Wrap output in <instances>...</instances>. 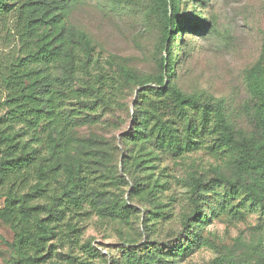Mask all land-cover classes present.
I'll list each match as a JSON object with an SVG mask.
<instances>
[{"label":"rangeland","instance_id":"1","mask_svg":"<svg viewBox=\"0 0 264 264\" xmlns=\"http://www.w3.org/2000/svg\"><path fill=\"white\" fill-rule=\"evenodd\" d=\"M50 9L64 14L57 30L51 26L47 30L60 31L57 39L63 40V53L56 63L39 68L41 82L59 90L54 81L59 79L74 90L87 92L89 98L65 104L63 115L75 122L65 142L55 141L60 144L50 147L47 124H42L35 136L23 134L20 142L29 141L38 149L46 159L42 164L62 162L64 169V163L79 159L90 190L102 194L99 209L120 203L128 211L117 217L85 204L80 214L71 218L67 214L65 221L72 228L62 227L74 242L51 240L53 257L42 264H135L138 255L160 264H264V213L250 202L238 204L244 201L243 196L235 198L232 205H221L228 191L217 186L204 192V214H212L197 230L200 239L193 252L185 257L177 254L179 247L187 244L184 220L192 212L188 182L193 177L212 179L220 174L232 178L235 152H212L213 123L204 138L205 148L184 156L162 152L156 146L150 133L155 118L148 123L145 139L137 141L140 111L148 108L142 97H153L145 91L151 85L128 83L120 71L125 68L144 76L161 73V58L168 56V50L158 51L161 22L152 2L52 1ZM180 14L185 28L197 30L184 29L172 35L174 84L186 94L205 93L222 100L236 137H253L254 109L247 76L263 51L264 0H180ZM11 28L0 31V60L5 65L23 53L20 37ZM83 35L89 46L83 45ZM111 87L115 90L109 94ZM8 95L0 74V118L10 110ZM19 130L20 126H15V131ZM38 136L40 143L32 140ZM54 136L60 139L57 133ZM51 178L54 188L53 174ZM28 179V187L38 180L35 174ZM56 179L68 185L66 177ZM10 189L11 183L0 184V209ZM32 201L51 203L39 198ZM233 205L239 207L240 214L230 211ZM14 239L13 230L0 220V264H11ZM69 255L76 260H70Z\"/></svg>","mask_w":264,"mask_h":264},{"label":"trees","instance_id":"2","mask_svg":"<svg viewBox=\"0 0 264 264\" xmlns=\"http://www.w3.org/2000/svg\"><path fill=\"white\" fill-rule=\"evenodd\" d=\"M52 1L66 3L72 0H0V31H11V27H14L20 37L23 52L7 65L0 60L2 84L9 92L6 104L10 108L0 118V184L11 183L12 186L4 195L5 206L0 209V220L9 225L15 234L11 244L14 250L11 264L45 263L53 257L52 249L55 246L49 244L51 240L59 238L62 241L67 238L74 242L62 226L71 229L70 222L65 221L67 214L69 218L72 214H80L85 204L101 211L108 210L109 215L117 217L128 211V207L120 203H115L109 209H99L102 194L90 190L87 182L89 177L83 175L87 172L79 159L64 163V169H61L62 162L42 164L46 159L42 158L41 152L33 148L29 141L24 144L20 142L23 134L31 132L35 136L40 126L47 124L50 130L46 139L50 147L60 144L65 140L69 128L75 124L63 115L65 104L74 99L89 98L87 92L74 90L59 79L54 81L60 89H50L51 84L41 82L39 77V68L56 63L63 53V40L57 39L60 31H47L49 26L57 30L64 17L63 13L55 14L51 11ZM146 1L152 2L153 12L161 22L158 51L167 49L168 56L161 58V73L158 76L137 75L125 68L120 71L121 77L128 83L151 85L145 91L152 93L153 97H142L148 108L140 111L136 128L139 134L137 141L145 139L148 123L151 118H155L156 123L150 133L155 137L156 146L162 152L184 156L205 148L204 138L209 135V124L213 123L212 152H235L231 161L232 178L220 174L212 179L193 177L188 182L192 212L184 220L187 244H182L177 253L185 257L193 252L200 239L197 230L206 225L212 214V211L204 214V208L207 207L204 192L216 186L224 187L228 195L225 194L221 205H232L235 198L243 196L244 201L238 204L250 202L264 213V44L259 60L247 76L248 93L254 109V136L238 139L228 121L222 100H215L205 93L186 94L173 82L176 62L173 58L172 35L175 32L181 34L184 29L197 30L185 28L186 23L182 22L180 14V0ZM56 43L60 46H55ZM82 43L89 46L90 41L85 35ZM111 90L109 94L114 93L115 88L111 87ZM15 126H20L19 132L15 131ZM54 133L60 136L59 140ZM32 140L40 143L41 137ZM55 141L60 143L56 144ZM33 174L37 176V183L28 187V177ZM52 174L57 184L54 188L51 185ZM57 176L66 177L68 185H62L56 179ZM27 188L29 192L18 193ZM32 198L48 199L51 203L33 204ZM238 209L233 205L230 211L240 214ZM68 258L76 260L72 255ZM135 259V264H160V261L146 259L143 255Z\"/></svg>","mask_w":264,"mask_h":264}]
</instances>
